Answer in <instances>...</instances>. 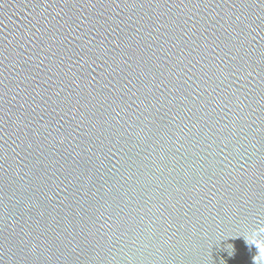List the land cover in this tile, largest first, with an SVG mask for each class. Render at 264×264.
Here are the masks:
<instances>
[{
  "label": "water",
  "instance_id": "obj_1",
  "mask_svg": "<svg viewBox=\"0 0 264 264\" xmlns=\"http://www.w3.org/2000/svg\"><path fill=\"white\" fill-rule=\"evenodd\" d=\"M264 260V0H0V264Z\"/></svg>",
  "mask_w": 264,
  "mask_h": 264
},
{
  "label": "clouds",
  "instance_id": "obj_2",
  "mask_svg": "<svg viewBox=\"0 0 264 264\" xmlns=\"http://www.w3.org/2000/svg\"><path fill=\"white\" fill-rule=\"evenodd\" d=\"M255 261H256V264H258L257 260ZM259 264H264V260L260 259Z\"/></svg>",
  "mask_w": 264,
  "mask_h": 264
}]
</instances>
